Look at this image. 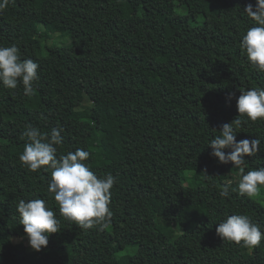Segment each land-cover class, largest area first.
Listing matches in <instances>:
<instances>
[{"label": "trees", "instance_id": "obj_1", "mask_svg": "<svg viewBox=\"0 0 264 264\" xmlns=\"http://www.w3.org/2000/svg\"><path fill=\"white\" fill-rule=\"evenodd\" d=\"M249 3L9 0L0 45L15 44L40 68L31 96L22 84H0V230L9 234L20 199L42 198L60 231L40 252L0 235V264H264V240L248 249L216 234L234 214L264 228V203L231 189L220 196L223 185L237 188L231 174L239 169L209 147L239 116L228 94L264 87V73L239 48L252 26ZM56 32L71 42L46 46ZM28 125L62 128L58 157L84 148L91 170L116 178L107 229L65 220L46 190L50 173L21 165ZM255 138L260 151L246 157L245 172L264 167V120L243 118L237 141Z\"/></svg>", "mask_w": 264, "mask_h": 264}, {"label": "clouds", "instance_id": "obj_2", "mask_svg": "<svg viewBox=\"0 0 264 264\" xmlns=\"http://www.w3.org/2000/svg\"><path fill=\"white\" fill-rule=\"evenodd\" d=\"M9 0H0V10L8 6ZM243 13L252 23L242 35L239 48L246 56L251 67L264 73V0L249 3ZM40 65L32 59H21L19 48L12 44L0 45V84L6 89L15 90L22 84L24 95L35 92V83L39 80ZM241 95L229 93L227 100L236 99L239 116L231 123H225L209 143L213 149L211 155L222 164L232 163L239 169L237 188L230 184L221 186L220 196L229 197L231 191H238L240 196L256 197L264 188V167L245 172L246 157L260 151L261 141L243 139L237 141V130L242 119L252 122L264 120V87L240 89ZM62 128H53L50 132L28 125L21 135L26 139L24 150L19 156L21 165L30 172L50 173L47 193L58 205L59 214L65 220L81 229H107L113 212L110 208L111 190L117 183L116 178L107 173L98 176L87 163L91 153L84 148H77L67 154L57 156L58 148L64 138ZM225 149H230L226 152ZM19 223L23 225L28 244L40 252L49 244L51 234L60 231V222L49 203L42 198L20 199L17 206ZM216 234L223 241L253 249L264 240V228L253 223L246 214H234L218 223Z\"/></svg>", "mask_w": 264, "mask_h": 264}, {"label": "rangeland", "instance_id": "obj_3", "mask_svg": "<svg viewBox=\"0 0 264 264\" xmlns=\"http://www.w3.org/2000/svg\"><path fill=\"white\" fill-rule=\"evenodd\" d=\"M180 8L179 6H177L176 11L180 12ZM182 11V10H181ZM186 11H183V13H185ZM39 28L41 30H44V26L42 24L39 25ZM62 33L56 32V33H52L51 37L45 42L46 46H53V45H67L69 44L71 41V37L69 36H61ZM147 56H151V53H145ZM86 106V105H85ZM239 172L237 173H232L231 174V179L234 181V183L237 184L238 187V182H239ZM257 200H259L260 202L264 203V196L261 195V192L259 195H257L256 197ZM0 235L3 237H5L4 239L7 238H12L15 241H22L28 250H33L31 249V247L28 244V240L26 238V234L24 233V228L23 225H20L19 223V214L17 215V217L10 222L9 224V234L6 235V233H4V231L0 230Z\"/></svg>", "mask_w": 264, "mask_h": 264}]
</instances>
